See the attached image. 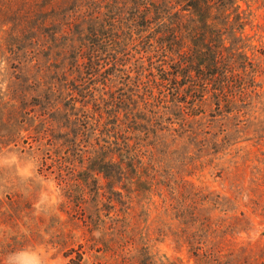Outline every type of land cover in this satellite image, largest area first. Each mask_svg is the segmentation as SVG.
Here are the masks:
<instances>
[{"label": "trees", "instance_id": "1", "mask_svg": "<svg viewBox=\"0 0 264 264\" xmlns=\"http://www.w3.org/2000/svg\"><path fill=\"white\" fill-rule=\"evenodd\" d=\"M245 26L238 0H0L3 56L17 83L0 97V149L33 137L51 161L41 171L57 173L66 211L81 215L89 231L77 247L58 244L67 264H88V245L109 264H126L139 240L133 212L155 191L168 210L188 218L194 255L214 256L204 235L222 224L197 217L151 149L178 122L177 110L183 128L187 117L204 112L208 97L229 112L261 95L260 67L227 43L230 32L243 38ZM165 109L174 116L165 117ZM29 119L36 134L25 137ZM78 163L95 185L89 197L87 184L71 178ZM43 223L20 197L0 200V226L15 238L39 237Z\"/></svg>", "mask_w": 264, "mask_h": 264}, {"label": "rangeland", "instance_id": "2", "mask_svg": "<svg viewBox=\"0 0 264 264\" xmlns=\"http://www.w3.org/2000/svg\"><path fill=\"white\" fill-rule=\"evenodd\" d=\"M238 4L246 18L245 31L240 39L230 32L227 43L241 46L260 67L261 95L251 97L249 104H232L233 111L229 112L224 106L218 110L214 98L208 97L202 103L204 112L187 117L188 124L183 128L177 110L178 122L171 125V130L161 131L151 149L160 172L180 183L188 203L191 200L197 206V217L222 224L220 232L204 235L205 247L214 256L200 261L194 255L188 243L192 231L188 218L184 220L168 210L162 195L155 191L133 212L140 219L139 240L126 264H264V0H238ZM2 37L0 33V97L17 87L14 69L3 56ZM165 112V117L174 116V109ZM34 124L28 120L30 132H24L25 137L36 134ZM28 141L33 147L20 139L0 149V200L20 197L36 216L43 217L44 223L39 237L28 234L22 240L15 238L9 226H0V259L5 264H67L58 244L67 240L77 247L86 242L89 231L81 215L66 211L68 200L57 173L41 171L44 160L51 162L43 148L38 149L33 137ZM86 166L76 164L80 172L71 178H77L83 186L87 184L89 197L95 185L83 172ZM100 182L105 183L104 179ZM162 191L172 200L168 189ZM84 209L89 213L90 203ZM95 234L99 236L97 231ZM142 244L146 249H141ZM86 249L88 264L112 261L95 248L90 251L89 245Z\"/></svg>", "mask_w": 264, "mask_h": 264}]
</instances>
